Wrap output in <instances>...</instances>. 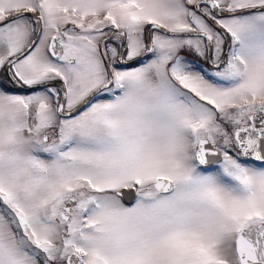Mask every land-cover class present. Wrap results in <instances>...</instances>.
Here are the masks:
<instances>
[{
	"label": "snow or ice",
	"instance_id": "1",
	"mask_svg": "<svg viewBox=\"0 0 264 264\" xmlns=\"http://www.w3.org/2000/svg\"><path fill=\"white\" fill-rule=\"evenodd\" d=\"M0 264H264V0H0Z\"/></svg>",
	"mask_w": 264,
	"mask_h": 264
},
{
	"label": "rangeland",
	"instance_id": "2",
	"mask_svg": "<svg viewBox=\"0 0 264 264\" xmlns=\"http://www.w3.org/2000/svg\"><path fill=\"white\" fill-rule=\"evenodd\" d=\"M192 54V53H189ZM186 59L193 61L194 66H196L197 70H199L201 67L203 68L204 71H210L209 65L206 63L207 61L202 60L195 54H192L191 56H187L186 53L184 54Z\"/></svg>",
	"mask_w": 264,
	"mask_h": 264
},
{
	"label": "flooded vegetation",
	"instance_id": "3",
	"mask_svg": "<svg viewBox=\"0 0 264 264\" xmlns=\"http://www.w3.org/2000/svg\"><path fill=\"white\" fill-rule=\"evenodd\" d=\"M185 54V53H184ZM187 56H191L192 54L186 53ZM207 63V62H206ZM208 64V63H207ZM102 99L108 98V97H101Z\"/></svg>",
	"mask_w": 264,
	"mask_h": 264
}]
</instances>
